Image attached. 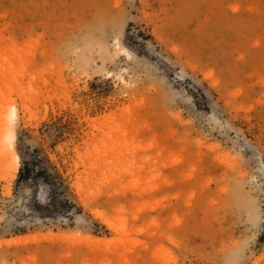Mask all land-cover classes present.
Instances as JSON below:
<instances>
[{
    "label": "rangeland",
    "instance_id": "rangeland-1",
    "mask_svg": "<svg viewBox=\"0 0 264 264\" xmlns=\"http://www.w3.org/2000/svg\"><path fill=\"white\" fill-rule=\"evenodd\" d=\"M0 264H264V0H0Z\"/></svg>",
    "mask_w": 264,
    "mask_h": 264
},
{
    "label": "bare ground",
    "instance_id": "bare-ground-1",
    "mask_svg": "<svg viewBox=\"0 0 264 264\" xmlns=\"http://www.w3.org/2000/svg\"><path fill=\"white\" fill-rule=\"evenodd\" d=\"M13 139V138H12ZM9 161V160H8ZM10 162V161H9ZM10 164V163H9Z\"/></svg>",
    "mask_w": 264,
    "mask_h": 264
}]
</instances>
